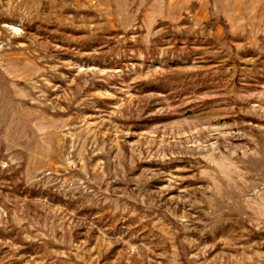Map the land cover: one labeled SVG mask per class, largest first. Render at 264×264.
Returning a JSON list of instances; mask_svg holds the SVG:
<instances>
[{
    "label": "rangeland",
    "instance_id": "obj_1",
    "mask_svg": "<svg viewBox=\"0 0 264 264\" xmlns=\"http://www.w3.org/2000/svg\"><path fill=\"white\" fill-rule=\"evenodd\" d=\"M0 264H264V0H0Z\"/></svg>",
    "mask_w": 264,
    "mask_h": 264
}]
</instances>
